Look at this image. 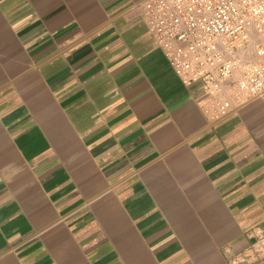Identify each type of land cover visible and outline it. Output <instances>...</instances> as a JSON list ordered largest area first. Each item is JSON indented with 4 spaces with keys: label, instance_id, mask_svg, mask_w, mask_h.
Here are the masks:
<instances>
[{
    "label": "crops",
    "instance_id": "obj_1",
    "mask_svg": "<svg viewBox=\"0 0 264 264\" xmlns=\"http://www.w3.org/2000/svg\"><path fill=\"white\" fill-rule=\"evenodd\" d=\"M143 0H0V264H264V94L183 84Z\"/></svg>",
    "mask_w": 264,
    "mask_h": 264
},
{
    "label": "built area",
    "instance_id": "obj_2",
    "mask_svg": "<svg viewBox=\"0 0 264 264\" xmlns=\"http://www.w3.org/2000/svg\"><path fill=\"white\" fill-rule=\"evenodd\" d=\"M142 17L183 84L220 120L264 94V0H143Z\"/></svg>",
    "mask_w": 264,
    "mask_h": 264
}]
</instances>
